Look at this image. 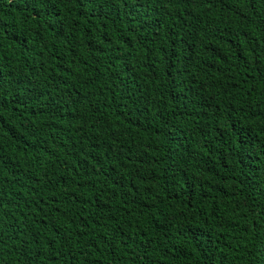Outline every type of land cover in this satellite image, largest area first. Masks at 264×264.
Returning a JSON list of instances; mask_svg holds the SVG:
<instances>
[{
  "label": "trees",
  "instance_id": "16d2710c",
  "mask_svg": "<svg viewBox=\"0 0 264 264\" xmlns=\"http://www.w3.org/2000/svg\"><path fill=\"white\" fill-rule=\"evenodd\" d=\"M0 264H264V0H0Z\"/></svg>",
  "mask_w": 264,
  "mask_h": 264
}]
</instances>
